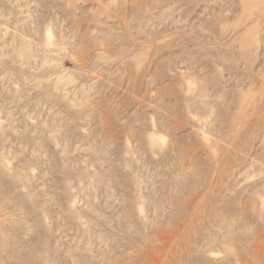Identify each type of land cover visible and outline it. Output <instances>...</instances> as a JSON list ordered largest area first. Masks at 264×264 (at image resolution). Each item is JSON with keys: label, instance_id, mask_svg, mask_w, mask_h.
Listing matches in <instances>:
<instances>
[{"label": "rangeland", "instance_id": "obj_1", "mask_svg": "<svg viewBox=\"0 0 264 264\" xmlns=\"http://www.w3.org/2000/svg\"><path fill=\"white\" fill-rule=\"evenodd\" d=\"M0 264H264V0H0Z\"/></svg>", "mask_w": 264, "mask_h": 264}]
</instances>
